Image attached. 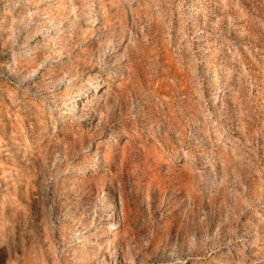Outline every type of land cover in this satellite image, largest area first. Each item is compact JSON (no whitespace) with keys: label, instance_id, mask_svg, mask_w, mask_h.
Instances as JSON below:
<instances>
[{"label":"rangeland","instance_id":"obj_1","mask_svg":"<svg viewBox=\"0 0 264 264\" xmlns=\"http://www.w3.org/2000/svg\"><path fill=\"white\" fill-rule=\"evenodd\" d=\"M0 264H264V0H0Z\"/></svg>","mask_w":264,"mask_h":264},{"label":"bare ground","instance_id":"obj_2","mask_svg":"<svg viewBox=\"0 0 264 264\" xmlns=\"http://www.w3.org/2000/svg\"><path fill=\"white\" fill-rule=\"evenodd\" d=\"M77 97V96H76ZM75 104L78 105V98L77 101H75ZM111 216V224H110V231H112L113 235L118 233V230L120 228V217L118 211H116L115 206L113 204V209L110 214Z\"/></svg>","mask_w":264,"mask_h":264}]
</instances>
